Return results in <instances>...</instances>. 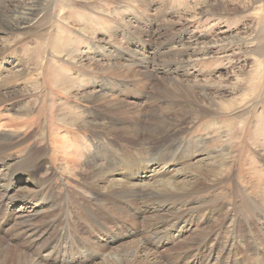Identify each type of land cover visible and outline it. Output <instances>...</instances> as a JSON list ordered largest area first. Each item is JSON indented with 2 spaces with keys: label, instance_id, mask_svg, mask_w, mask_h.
I'll list each match as a JSON object with an SVG mask.
<instances>
[{
  "label": "rangeland",
  "instance_id": "374dc122",
  "mask_svg": "<svg viewBox=\"0 0 264 264\" xmlns=\"http://www.w3.org/2000/svg\"><path fill=\"white\" fill-rule=\"evenodd\" d=\"M27 8L26 28L6 30ZM0 15V172H16L17 179L0 209V249L6 253L8 247L11 256L0 264H17L19 252L23 264H30L28 258L38 264H145L129 255L143 234L121 238L129 245L127 256L113 254L117 245L93 243L107 241L92 232L82 209L91 203L85 162L94 153L70 152L79 161L68 169L62 165L69 162L66 154L56 147L67 131L70 137L90 135L80 121L94 116L108 125L110 119L148 120L164 112L184 124L175 141L191 149L195 140L203 151L184 160L175 154L163 179H187L177 173L205 168L211 160H198L206 153L223 159L225 167L218 182L198 180L200 195L187 199L212 204L187 211L192 225L151 251L161 264H264V0H0ZM107 65L152 76L120 79L103 73L111 71ZM156 90L160 99L150 101ZM98 94L116 101L105 107L103 100L93 101ZM165 159L154 171L149 163L151 172L140 173L138 181L153 182ZM135 175L129 165L116 177L134 182ZM25 193L37 195L30 222L38 232L20 238L23 210L17 207ZM9 201L17 206L6 219ZM133 207L124 206L137 216L133 226L115 215L127 222L125 232L157 230L161 240L167 238L174 220L151 226L158 210L141 217Z\"/></svg>",
  "mask_w": 264,
  "mask_h": 264
},
{
  "label": "bare ground",
  "instance_id": "6f19581e",
  "mask_svg": "<svg viewBox=\"0 0 264 264\" xmlns=\"http://www.w3.org/2000/svg\"><path fill=\"white\" fill-rule=\"evenodd\" d=\"M30 14H31L30 8L24 9L21 12L20 16H17L15 20L7 24V27H5V29L8 31L25 29L27 22H25L24 20L27 19L28 15ZM5 17H7L6 14ZM88 60L90 64L91 59ZM113 66L114 65H111L110 67L108 66L110 68L109 70L111 71L103 70V73L112 74V76L114 75L116 77L119 76L120 79L124 77V78H135L140 80L144 78L147 80L152 76L151 73H145L142 75L141 73L132 71L131 69L121 70L120 68L121 71H115L113 70ZM117 73H119L120 75H116ZM159 92L160 90H156V92H152L151 94H149L148 95L149 100L155 102L158 101L160 99ZM97 99L103 100L105 102L103 103L105 104V107L112 105V102L116 101V100L109 101V98H107L106 95H102V94H98L93 101L98 102ZM96 119L100 120L101 118L94 116L91 120L80 121L81 127L88 129V132L90 131V135L87 136L85 133H82L81 135L74 134V136L70 137L68 135L69 131H67V134L59 137V139L57 140L58 146L56 147L57 150H60V152L64 151V155L66 154L68 159L67 161L69 162L68 163L62 162V165H64V167L68 169H73L75 165L74 159H77L71 157L69 155L70 152L76 151L78 155L82 154L83 152L85 153L88 152L89 154L94 153L93 158L91 157L88 161L85 162L86 164L88 163V165H90L87 168L90 177V181L88 185L90 187H87V189L92 194L91 203L85 204L84 206H82V209L84 211L83 214L86 215L85 217H87V220L90 222L89 225L92 229V232L95 231V233L103 237L104 241L107 240L108 242L107 241L103 242V244L101 245L97 244L95 241H93V243L102 248H105L109 245H117V248H114L113 250V254L116 255L118 252H123L125 254L123 256H127L129 245L120 244L119 242H121V238L133 239L134 237L143 234L144 236L142 240L140 242H137V244H135L133 248L134 250L133 253L129 254L133 259L132 261L134 262L136 257H141L142 261L145 264L153 263V262L156 264H161L163 261L161 260L160 257L154 255L155 251H151V249H156L158 247H162L166 245V243H169L171 238L174 236V232L176 234H181L186 227H190L192 225V223L188 222V220L185 219L184 215L187 214V211H194V210L199 211L206 202L208 203L207 204L208 206L209 204H212V201L209 202V200L207 201L203 200L205 201L204 203L202 204L200 203L199 205H194V203H187V199L192 194H194L195 196L198 194L200 195L201 190L196 188L195 186L198 180H207L209 177L211 178L214 177V180L218 182L223 174L225 162L223 161V159L218 160L216 159V156L206 153L208 154L207 158L198 160L202 162L206 160H211L210 163L204 164L206 165L205 168L198 167L194 173H191L192 171H190L189 173L188 171H184V172L180 171L177 173L178 175H182V176L184 175L183 177H188V178L190 177L189 179L187 178L181 181L175 180V178L171 179L170 177L167 179H163L164 174L169 171L171 166L175 165V159H174L175 154L178 155V159L184 160V158L186 157L193 159L196 156H200L203 151L201 148H199V145H197L195 140H194V145L191 149H187L186 144H182L180 142L175 141L177 134L183 130L184 124L178 122L177 119L171 115L168 116L165 115V112L164 115L158 113L154 115L152 118H149L148 120L130 119L129 121L127 120L125 121L121 119H112V120L110 119L107 122L108 125L101 123L99 124L95 122ZM121 142H124L128 145L127 149H123L121 151L115 147L117 144ZM89 154L86 153V155ZM127 156H131L129 157V159H131L130 163L123 164L124 158H126ZM163 157H166V159ZM162 159H165L166 162L163 163L164 167L160 168L156 172L155 174L156 179L153 182L142 184L143 179L141 181H138L140 178L139 176L140 173L142 174L141 177L143 176V174H146L145 177H147V173L151 172L147 168V165L149 163L151 162L153 163L151 169L152 171H154L155 170L153 168L154 164L156 165L157 163L158 166L159 165L161 166L162 163L160 161H162ZM77 161H79V159H77ZM129 165L131 169L135 170L136 175L132 177L133 180L135 181L134 182L129 181L130 179L129 177L124 178L123 180H121L122 178L118 179L116 175L120 173V169L123 168V166L128 167ZM139 167H141L140 169L141 172L137 173L136 169H138ZM15 173L0 172V209L1 206L4 204V202H6L8 198H10V194H13L11 192L15 191L14 180H17L15 179L16 177ZM128 174L132 176L130 172ZM27 193H25V195L23 194H21V196L19 195L20 196L19 198H22L21 202L24 204L21 207H17L18 209L23 210V218L20 217L22 220H19L20 221L19 227L22 228L20 229V233L18 232L20 238H23V233L25 234L26 237H28L29 235L35 233L36 231L38 232V230L30 222L31 217H33L36 214L35 204L37 203V195L35 196V194L32 193L30 194V197L27 198L28 196ZM198 197L200 198L201 196ZM8 203L11 205L9 207L8 206L6 207L5 210L6 219L12 216V211L15 210L14 206H17L16 203L14 204L12 201L7 202V205ZM25 204H32L30 205L32 207L27 208L25 207ZM145 204L148 207H146ZM124 206H134L133 208L136 209L137 212H139L141 217L146 216L147 213L150 211L155 212V210H158L156 211L158 213H155V216L159 218H157L152 223L149 222L151 226H156V224L158 223L162 225L165 223L164 221H166L168 218L169 219L166 222L174 220L170 224V228L167 233L168 235L167 238L166 239L163 238V240H161L160 235L157 234L158 232L157 230H155L154 233L151 232L150 230L148 231L136 230L134 232L135 229L133 228L132 229L133 231L130 230L129 233L125 232V230L127 229L126 226H128L127 222L124 220L121 221L122 219L118 221L117 218H119L120 216H123L124 218L128 217L130 219L129 222L130 226L131 225L133 226V223L137 219L136 218L137 216L129 212L126 208H124ZM159 212H163L168 215L161 218L159 216ZM115 215H119V217L117 216L116 218ZM110 223L113 224V226H111ZM23 226H25L24 230H23ZM156 229H158V227H156ZM121 230H123L124 233L122 235L124 236H118V233ZM201 242L202 241H199V244ZM1 244L2 243L0 242V245ZM7 249L8 247H6V253L4 252V250L0 249V254L3 255L0 258H4V260L6 261H8L7 256L11 259V256H9L10 252ZM14 256H15L14 258L17 257L19 259L16 262L17 264H23L22 252H19ZM106 258L107 257L104 256L103 259L102 258L101 259L106 262L108 261V259L106 260ZM27 261L30 264H38L36 260L31 258H28ZM63 261L64 260H62V262ZM9 263H14V262L10 261Z\"/></svg>",
  "mask_w": 264,
  "mask_h": 264
}]
</instances>
